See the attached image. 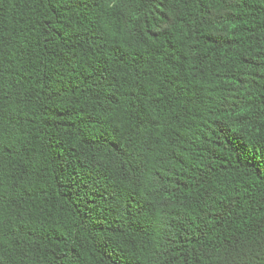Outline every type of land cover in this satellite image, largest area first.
Returning a JSON list of instances; mask_svg holds the SVG:
<instances>
[{
  "label": "trees",
  "instance_id": "16d2710c",
  "mask_svg": "<svg viewBox=\"0 0 264 264\" xmlns=\"http://www.w3.org/2000/svg\"><path fill=\"white\" fill-rule=\"evenodd\" d=\"M0 264H264V0H0Z\"/></svg>",
  "mask_w": 264,
  "mask_h": 264
}]
</instances>
